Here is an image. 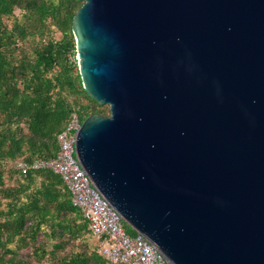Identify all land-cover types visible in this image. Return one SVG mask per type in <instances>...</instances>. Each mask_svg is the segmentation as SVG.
<instances>
[{"label": "water", "instance_id": "water-1", "mask_svg": "<svg viewBox=\"0 0 264 264\" xmlns=\"http://www.w3.org/2000/svg\"><path fill=\"white\" fill-rule=\"evenodd\" d=\"M77 163L166 264H264V0H76Z\"/></svg>", "mask_w": 264, "mask_h": 264}, {"label": "trees", "instance_id": "trees-1", "mask_svg": "<svg viewBox=\"0 0 264 264\" xmlns=\"http://www.w3.org/2000/svg\"><path fill=\"white\" fill-rule=\"evenodd\" d=\"M81 4L0 0V264H109L60 178L14 169L52 159L71 115L79 124L107 116L75 67L70 27Z\"/></svg>", "mask_w": 264, "mask_h": 264}, {"label": "built area", "instance_id": "built-area-1", "mask_svg": "<svg viewBox=\"0 0 264 264\" xmlns=\"http://www.w3.org/2000/svg\"><path fill=\"white\" fill-rule=\"evenodd\" d=\"M80 124L71 115L65 129L56 136L57 152L47 161L29 165L14 164L19 174L26 170H48L66 188L71 206L81 215L87 231L96 240V253L109 264H166L164 258L141 236H127L122 222L107 202L92 187L76 161L73 140Z\"/></svg>", "mask_w": 264, "mask_h": 264}, {"label": "rangeland", "instance_id": "rangeland-1", "mask_svg": "<svg viewBox=\"0 0 264 264\" xmlns=\"http://www.w3.org/2000/svg\"><path fill=\"white\" fill-rule=\"evenodd\" d=\"M75 53H74V62H75ZM75 67H76V62H75ZM76 70H77V68H76ZM123 228L125 229V231L128 233V234H132L133 233V231L127 226V225H125V224H123ZM94 245H95V243H94Z\"/></svg>", "mask_w": 264, "mask_h": 264}]
</instances>
